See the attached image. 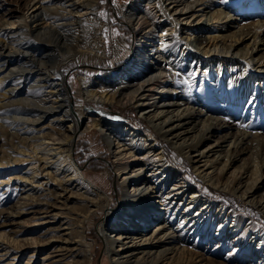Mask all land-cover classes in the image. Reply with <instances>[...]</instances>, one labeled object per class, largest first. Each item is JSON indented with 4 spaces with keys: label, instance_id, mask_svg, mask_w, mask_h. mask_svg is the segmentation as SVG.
<instances>
[{
    "label": "bare ground",
    "instance_id": "1",
    "mask_svg": "<svg viewBox=\"0 0 264 264\" xmlns=\"http://www.w3.org/2000/svg\"><path fill=\"white\" fill-rule=\"evenodd\" d=\"M31 3L25 4L27 12L19 17L14 30H0V96L4 98L0 114L5 116L0 117V135H11L13 130L14 137H19L14 130L17 125L30 131L14 144L16 154L0 161V218L4 199L13 197L14 211L9 214L25 215L22 225L31 226L26 228L31 236L8 239L1 234L0 240L6 242L8 251L18 250V254L34 247L35 252L44 253L43 264L58 263L49 261L53 258L43 250L53 241H44L48 231L44 234L42 230L48 223L56 227L49 231L65 226L62 241L66 245L60 248H65L68 257L90 264L92 246L86 223L94 210L108 206L109 195L86 180L75 163L73 136L49 143L34 126L43 119L74 121L62 67L79 55L104 54L99 0ZM211 6L214 11L209 15L206 10ZM236 13L252 21L242 24ZM126 18L138 36L134 59L115 80L83 78L86 99L132 107L206 183L247 200L264 214V201L256 200L264 185L261 151L250 154L252 163L247 167V162L239 170L235 167L251 142L263 150L264 136L238 128L232 136L230 127L224 128L211 115L226 110L240 119L253 118L250 110L259 96L264 99V82L237 81L232 75L238 66L244 67L243 76L256 61L252 51L239 56L235 46L243 42V36L251 35L255 49L256 39L263 41L249 28L264 29V0H133ZM228 25L237 29L229 30ZM220 33L230 39L229 46L214 42ZM17 88H25L27 94L18 98ZM196 103L202 105L198 110ZM86 129L102 134L121 178V204L112 223L99 229L112 264H186L180 263L183 244L193 235L213 229L210 217L217 208L226 216V231L232 233L241 224L233 211L206 199L186 181L150 136L94 114L88 116ZM238 172L246 174L245 178H237ZM71 198L80 203L70 206L71 213L61 218V208ZM244 222L246 228L254 229L252 240L264 243V231L250 220ZM34 232L36 235L31 234ZM166 259L170 263H163Z\"/></svg>",
    "mask_w": 264,
    "mask_h": 264
},
{
    "label": "rangeland",
    "instance_id": "2",
    "mask_svg": "<svg viewBox=\"0 0 264 264\" xmlns=\"http://www.w3.org/2000/svg\"><path fill=\"white\" fill-rule=\"evenodd\" d=\"M28 1L29 0H0L1 31L7 32L16 28V25L20 20L19 17L27 12L26 5ZM56 1L61 0H32L33 3H50ZM132 2L133 0H103V2L99 0L98 16L103 23L100 34L102 37L101 40L103 42L104 54L99 55L86 53L79 55L76 59L67 62L62 67L65 79L64 88L71 102L70 110L75 116L74 121H72V119H63L60 121L43 119V121L34 126L38 135L49 143H57L69 136H73V157L75 163L85 175L86 180L109 195L108 206L106 208L100 207L94 210L91 213L90 220L86 223V237L92 246V259L90 264H112L105 250V244L99 229L102 224L112 223L115 211L119 208L123 197L121 178L115 167L112 149H110L107 145L104 137L98 130L86 129L87 118L90 114L99 115L108 119L112 123L126 124L139 133L150 136L151 139L155 141L157 148L162 151L167 161L185 178L186 181L194 185L199 193H201L206 199L229 208L238 216L241 224L238 226L239 228L237 227L233 230L234 232L230 233V231H226L227 226L226 221H224L226 220V216L220 212L218 208L215 209L210 217V221L213 223V229L205 231L200 236L193 235L183 244L185 247V253L182 255L183 259L180 263L264 264V243L258 244L255 239L252 240L254 237V229L250 230L249 228H246L244 222L245 220H250L257 228L264 231V214L258 207L251 204L247 200L242 201L240 198L227 190L217 188L206 183L195 172L192 164L187 159L181 157L180 154H178L166 141H164L151 127V125H149L148 122L132 107L121 106L118 104L112 105L103 101L86 99L82 88L83 78H87L91 81H95L97 79L108 81L115 80L134 59L138 46V36L134 32L133 26L126 18V13ZM33 3H31V5ZM69 3L70 2H66L65 5H69ZM213 11V6L206 10L209 15ZM101 13H103V15H101ZM78 15L79 13H75V16ZM235 16L242 20V24H248L252 21L249 18L244 19L242 14L240 15L236 13ZM12 22H16V24H10ZM222 27L223 26H221L220 29L225 30V28ZM227 28L232 31L237 29L235 25H228ZM249 31H251V33L257 32L258 35L262 36L263 41H260L261 38L256 39L258 47L255 49L254 44L250 43L251 35L247 37L243 36V42L237 43V46L235 47L236 51L240 52L239 56H244L247 51H252L256 61L254 62L253 67L243 76L241 75V69L244 70V67L239 69L238 66L234 67L237 69L233 70L232 75L237 79V81L243 80L244 82H249L250 80L251 83L261 85L264 82V75H262L264 72V29L257 30L252 27L249 28ZM205 33L206 32L204 31V34ZM222 34L224 33H220L218 39L214 42H217L219 45L229 46L231 44V42H229L230 39H228V37L223 38L220 36ZM156 36L157 35H155V37ZM25 88H17L16 95L18 98L24 97L27 94ZM193 94L194 93L191 94L192 99H194ZM257 94L259 93L257 92L256 95ZM256 95H254L253 98H255ZM258 98L259 101L256 103L255 108L250 110L253 114V118L244 117V119H240L238 115L231 114L226 110L212 113V118L217 120L220 125H224V128L229 126L230 135L232 136L236 135V128H238V130L247 131L250 134L256 133L260 136H264V99H262V95L261 98L260 96ZM8 100H10V98ZM2 103L4 104V98L0 96V104ZM254 103H252V105ZM195 107L197 108L195 109L198 110L202 107V105L196 103ZM203 110L208 111L206 108H203ZM209 111L212 112V110ZM0 117L2 118L5 116L0 114ZM71 127L73 128V131ZM28 129L29 127H25L24 125H17L14 127V130L18 132L19 137L21 138L27 135L29 131ZM11 132V135H0V161L5 158H10L8 154L11 156L16 154L15 147L17 146L19 137L18 135L17 137H14L16 135H13V130H11ZM222 135H224V133ZM222 141L224 140H220V142ZM222 145L224 146L226 143H222ZM256 148H258V150ZM252 152L259 154V156H264V148L262 150L260 147H257L256 143L251 142L240 154L241 160L235 165L237 170L240 169V164L242 162H247V164L244 165L246 167L252 163V157L250 155ZM26 166L28 167V165ZM22 172H24V170ZM246 173L248 174V171H246ZM226 176L230 177V173ZM245 176L246 174H241L239 172L237 174V178H245ZM256 200L264 201V185L259 189V192H257ZM6 201L7 200L4 199V213L0 218V235L4 234L8 239L31 236L27 233L31 226L22 225V223L26 220V216L22 215V217H19L15 214H9L11 211H14L15 199L11 197V199L7 202ZM66 203L67 206L64 205L61 208L62 212H64L63 215H65H62L61 218L66 217V214L68 216L71 213L69 208L74 205L78 206L80 201L78 202L77 200L71 198ZM108 208L109 211L107 212ZM207 216H209V214H207ZM30 217H32V215H30ZM220 221L224 222L220 224ZM228 221L229 219L227 222ZM53 227L55 226L48 223V226L42 230L43 233L48 231V236L46 235L43 237L46 238L44 241H49L51 238V242L53 241L43 249L46 254H50L48 255L49 257L53 258H50L49 261H58V263L53 264H82V258L74 256H72L73 258L71 256L68 257L69 254L65 248H60L61 246L66 245V243L62 241L65 240L66 237L65 231L62 229L65 226H62L61 229L53 231L50 230L52 231V234L49 235V229H52ZM219 227L220 230L218 231ZM26 228L29 230L26 231ZM37 233L40 234V231ZM31 234L36 235L35 232ZM5 243L6 242L3 243L0 240V264L12 262V258H15L16 255H18V258L11 264H26L27 262H29V264H43L41 262L42 257L44 256V253H41L42 250H37L35 252L36 248L26 247L23 249L24 251L17 254V252H19L18 250L10 249V251H8V249H5ZM179 243V245H182L181 242ZM30 257L31 260L28 261ZM70 259L78 260L79 262H75L74 260V262H70ZM170 261V259H166L163 263H170ZM172 264H176V261L172 262Z\"/></svg>",
    "mask_w": 264,
    "mask_h": 264
},
{
    "label": "snow or ice",
    "instance_id": "3",
    "mask_svg": "<svg viewBox=\"0 0 264 264\" xmlns=\"http://www.w3.org/2000/svg\"><path fill=\"white\" fill-rule=\"evenodd\" d=\"M101 2H103V0H101ZM101 15H103V13H101Z\"/></svg>",
    "mask_w": 264,
    "mask_h": 264
}]
</instances>
